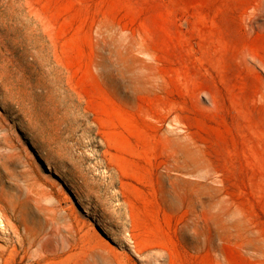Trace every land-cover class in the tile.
I'll return each mask as SVG.
<instances>
[{"label": "rangeland", "instance_id": "rangeland-1", "mask_svg": "<svg viewBox=\"0 0 264 264\" xmlns=\"http://www.w3.org/2000/svg\"><path fill=\"white\" fill-rule=\"evenodd\" d=\"M0 264H264V0H0Z\"/></svg>", "mask_w": 264, "mask_h": 264}, {"label": "bare ground", "instance_id": "bare-ground-1", "mask_svg": "<svg viewBox=\"0 0 264 264\" xmlns=\"http://www.w3.org/2000/svg\"><path fill=\"white\" fill-rule=\"evenodd\" d=\"M26 195L29 196L33 202V208H35L37 211H40L41 205L39 198L36 196H33L30 191L26 190ZM42 212L45 214L44 219L46 220V225L47 223L49 224L48 230L43 234L42 237H37L36 235L31 234L27 227L24 229L23 233L19 235V245L23 246L24 244H27L28 248H31L33 246H36V253L37 257L31 261V263H39L46 257V253L38 250L40 246L42 245V242L44 241V238L46 235L49 233H52V230L55 231V229L58 230V226L56 227L58 220L53 216L52 212L49 210L48 207L43 206L42 207ZM31 213V211H30ZM7 232V231H6ZM66 240H62V245L63 247L66 246Z\"/></svg>", "mask_w": 264, "mask_h": 264}]
</instances>
